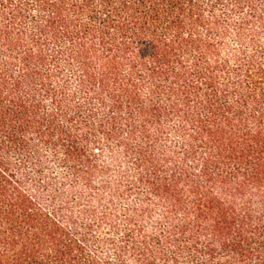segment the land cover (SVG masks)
I'll list each match as a JSON object with an SVG mask.
<instances>
[{
    "label": "trees",
    "instance_id": "1",
    "mask_svg": "<svg viewBox=\"0 0 264 264\" xmlns=\"http://www.w3.org/2000/svg\"><path fill=\"white\" fill-rule=\"evenodd\" d=\"M0 264H264V0H0Z\"/></svg>",
    "mask_w": 264,
    "mask_h": 264
}]
</instances>
